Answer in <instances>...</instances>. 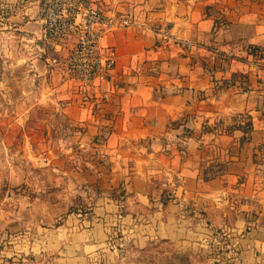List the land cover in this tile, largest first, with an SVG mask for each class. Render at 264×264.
<instances>
[{
	"label": "crops",
	"instance_id": "1",
	"mask_svg": "<svg viewBox=\"0 0 264 264\" xmlns=\"http://www.w3.org/2000/svg\"><path fill=\"white\" fill-rule=\"evenodd\" d=\"M92 1L134 26L101 41L115 52L119 90L83 101L66 76L73 41H38L39 0H0L5 20L45 61L35 63L54 64L57 111L99 167L84 179L100 192L90 235L114 216L131 219L136 248L154 237L200 250L220 232L232 237L235 264H264V76L245 65L250 51L264 55V0ZM214 50L234 58L211 63Z\"/></svg>",
	"mask_w": 264,
	"mask_h": 264
},
{
	"label": "rangeland",
	"instance_id": "2",
	"mask_svg": "<svg viewBox=\"0 0 264 264\" xmlns=\"http://www.w3.org/2000/svg\"><path fill=\"white\" fill-rule=\"evenodd\" d=\"M14 24L0 7V264H235L232 237L220 232L200 250L154 237L136 248L131 219L114 216L90 235L100 192L84 179L99 167L88 165L95 160L76 144L80 129L57 111L54 64L39 67L40 52Z\"/></svg>",
	"mask_w": 264,
	"mask_h": 264
},
{
	"label": "built area",
	"instance_id": "3",
	"mask_svg": "<svg viewBox=\"0 0 264 264\" xmlns=\"http://www.w3.org/2000/svg\"><path fill=\"white\" fill-rule=\"evenodd\" d=\"M38 16L41 30L38 41L52 45L72 40L73 44L65 63L67 79L82 91L83 101L106 99L120 86L112 78L115 67V52L102 46V39L110 32L134 25L126 19L108 17L92 0H39ZM184 48L194 46L184 42ZM233 54L214 50L211 63L232 60ZM249 73L264 76V55L250 51L245 61ZM214 76L212 66L207 71Z\"/></svg>",
	"mask_w": 264,
	"mask_h": 264
}]
</instances>
